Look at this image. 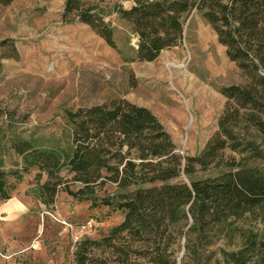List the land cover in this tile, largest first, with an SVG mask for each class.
Segmentation results:
<instances>
[{
    "label": "rangeland",
    "instance_id": "rangeland-1",
    "mask_svg": "<svg viewBox=\"0 0 264 264\" xmlns=\"http://www.w3.org/2000/svg\"><path fill=\"white\" fill-rule=\"evenodd\" d=\"M63 3L13 0L0 6V43L7 40L5 46L12 43L16 51V58H0V169L8 173L10 188L9 197L0 203L14 204L0 218V264H74L80 245L86 248L85 264H115L111 249L95 244L122 220L114 202L132 189L120 190L107 182L84 187L64 168L55 179L35 167L16 178L11 173L20 170L21 160L6 149V139L14 135L66 150L70 129L65 112L121 99L147 109L169 135L176 154L195 157L218 131L225 108L218 90L245 84L195 11L184 16L176 47L160 51L152 62H137V39L118 13L128 9L131 0H81L83 8L109 25L113 48L72 17L63 20ZM5 46L0 47V57L8 53ZM238 113V122L229 127L233 140L225 139L219 160L203 169L195 167L193 177H213L235 162L264 167V137L252 126L249 111ZM260 120L264 123V117ZM234 143L238 146L232 151ZM176 180L186 182L184 176ZM45 181L54 184L50 194L40 186ZM88 219L92 227L79 231ZM231 228L209 232L210 243L199 249L197 260L180 261L182 248L175 243L170 258L174 264H231L221 249L249 248L245 256L250 259L238 264H258L250 239L264 242V203L238 216Z\"/></svg>",
    "mask_w": 264,
    "mask_h": 264
},
{
    "label": "trees",
    "instance_id": "trees-1",
    "mask_svg": "<svg viewBox=\"0 0 264 264\" xmlns=\"http://www.w3.org/2000/svg\"><path fill=\"white\" fill-rule=\"evenodd\" d=\"M12 1L0 0V6ZM131 2L128 9L118 13L137 39L134 61L152 62L160 51L176 47L182 39L184 16L195 11L210 26L217 43L225 48L227 59L245 79L243 86L218 90L225 99V108L217 121L215 138L200 155L180 157L169 135L147 109L113 99L65 112L70 129L66 150L42 147L14 135L6 139V149L21 160L20 170L11 175L19 178V173L35 167L47 178L55 179L64 168L84 187L95 182L112 183L124 191L132 187L114 202L123 213L122 220L95 245L111 249L115 264H174L170 258L172 243L182 248L180 261L197 260L199 249L210 243L206 240L209 232L233 229L238 216L264 203V167L251 168L235 162L213 177H193L195 167L203 169L219 160L225 139L233 140L229 127L238 122L239 110L249 111L252 126L264 137V123L260 120L264 117V0ZM61 17H72L108 47H114L109 25L91 9L83 8L81 0H64ZM6 43L2 41L0 47ZM4 50L8 53L0 58H16L12 43ZM1 134L0 129V146L4 138ZM237 146L234 143L229 148L235 151ZM7 175L0 169V200L9 197ZM180 176L186 182L172 181ZM49 183L45 181L40 186L50 194L54 184ZM250 244L256 250L257 263L264 264L263 240L252 236ZM85 250L79 246L74 264H85ZM248 251L249 248L221 249L231 264L249 260L245 256Z\"/></svg>",
    "mask_w": 264,
    "mask_h": 264
},
{
    "label": "built area",
    "instance_id": "built-area-1",
    "mask_svg": "<svg viewBox=\"0 0 264 264\" xmlns=\"http://www.w3.org/2000/svg\"><path fill=\"white\" fill-rule=\"evenodd\" d=\"M93 225V221L91 219H88L86 221H84L78 228L79 231L83 230V231H88Z\"/></svg>",
    "mask_w": 264,
    "mask_h": 264
},
{
    "label": "crops",
    "instance_id": "crops-1",
    "mask_svg": "<svg viewBox=\"0 0 264 264\" xmlns=\"http://www.w3.org/2000/svg\"><path fill=\"white\" fill-rule=\"evenodd\" d=\"M12 206H14V204L13 203H9L8 205H4V204H2V203H0V218L2 217H6V216H3L4 214H3V212H5L6 210H8V209H10V208H12ZM14 211V210H13ZM8 215V214H7Z\"/></svg>",
    "mask_w": 264,
    "mask_h": 264
}]
</instances>
